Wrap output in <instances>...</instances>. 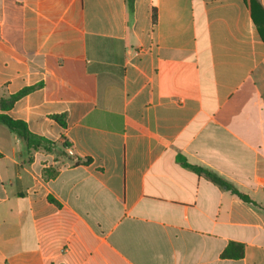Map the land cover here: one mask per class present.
<instances>
[{"label":"crops","instance_id":"1","mask_svg":"<svg viewBox=\"0 0 264 264\" xmlns=\"http://www.w3.org/2000/svg\"><path fill=\"white\" fill-rule=\"evenodd\" d=\"M37 83L0 108L54 142L27 149L0 124V264H264V41L246 0H0V97Z\"/></svg>","mask_w":264,"mask_h":264},{"label":"trees","instance_id":"2","mask_svg":"<svg viewBox=\"0 0 264 264\" xmlns=\"http://www.w3.org/2000/svg\"><path fill=\"white\" fill-rule=\"evenodd\" d=\"M250 6L251 17L253 22L255 23L257 30L264 41V9L259 3L258 0H246ZM127 7L129 10L133 7V0H126ZM41 83H37L34 85L26 86L21 88L15 93L8 95L7 97H0V108L1 110H6L12 106L14 101L21 97L22 95L26 94L30 90L34 89L35 87L39 86ZM55 120H57L62 126H65V120L63 114H55L52 116ZM0 124H3L8 129L13 131L23 142L24 146L27 149L33 148L36 149L38 147H42L48 151L52 149L50 146L54 145V142L40 136L37 134L32 133L27 124L21 119H14L7 115L5 112H0ZM89 159H85L84 161L87 162ZM181 163L189 167L190 169L194 170L197 173H202L207 176L211 181L221 186L226 187L229 189L233 194L237 195L244 201L250 202L251 199L238 191L234 186L226 182L223 178L218 176L217 174L199 166L191 165L185 161V159L180 158ZM51 175L55 174V171L50 173ZM243 253V246L240 244H236L230 242L227 247L223 250L222 256L223 257H240Z\"/></svg>","mask_w":264,"mask_h":264}]
</instances>
